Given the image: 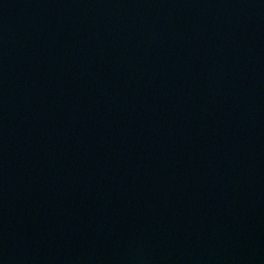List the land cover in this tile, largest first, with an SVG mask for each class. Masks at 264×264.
I'll use <instances>...</instances> for the list:
<instances>
[{
    "label": "water",
    "instance_id": "95a60500",
    "mask_svg": "<svg viewBox=\"0 0 264 264\" xmlns=\"http://www.w3.org/2000/svg\"><path fill=\"white\" fill-rule=\"evenodd\" d=\"M0 264H264V0H0Z\"/></svg>",
    "mask_w": 264,
    "mask_h": 264
}]
</instances>
